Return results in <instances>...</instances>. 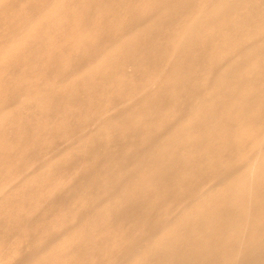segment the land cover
Instances as JSON below:
<instances>
[{
  "label": "rangeland",
  "instance_id": "1",
  "mask_svg": "<svg viewBox=\"0 0 264 264\" xmlns=\"http://www.w3.org/2000/svg\"><path fill=\"white\" fill-rule=\"evenodd\" d=\"M66 2L0 0V264H264V0Z\"/></svg>",
  "mask_w": 264,
  "mask_h": 264
},
{
  "label": "bare ground",
  "instance_id": "2",
  "mask_svg": "<svg viewBox=\"0 0 264 264\" xmlns=\"http://www.w3.org/2000/svg\"><path fill=\"white\" fill-rule=\"evenodd\" d=\"M134 1L135 0H67V2L65 3V5L63 6V8L61 7V11H62V15H64V16H66L69 20L71 19V20H80L79 21V25L82 27V28H84V29H87V28H90L91 26H93V27H98L102 22L103 23H105V20H104V13H110V14H115V13H117V12H119L120 11V9H122V8H125L126 6H128V7H130V4H132V3H134ZM13 2V1H12ZM11 2V3H12ZM154 2V1H153ZM216 3V2H215ZM218 3V2H217ZM138 4V3H137ZM143 4V6H144V3H142ZM154 4V3H153ZM56 5V4H55ZM135 5V4H134ZM150 5V4H149ZM51 6L54 8V6L51 4ZM50 6V7H51ZM142 6V7H143ZM5 7H11V5L10 6H6L5 5ZM47 7H48V5H47ZM52 7H51V9H52ZM139 8V7H138ZM50 9V8H49ZM50 9V10H51ZM216 9V8H215ZM214 9V10H215ZM160 10V9H159ZM231 10V9H230ZM60 11V12H61ZM99 11V14H96L97 12ZM58 12V11H57ZM127 12V11H126ZM131 12H132V10H131ZM159 12V11H158ZM59 13V12H58ZM213 13H216V12H213ZM41 14V13H40ZM96 14V15H95ZM102 16L101 18H102V20H101V18H99V16ZM38 16H41V15H39L38 14ZM36 19V18H35ZM132 19H134V21H137V18H132ZM30 22V21H29ZM82 24H81V23ZM143 22V21H142ZM141 22V23H142ZM142 25V24H141ZM29 26H30V24H29ZM31 27V26H30ZM29 27V28H30ZM68 27H69V25H68V23H65V24H63V27H61V28H65L66 30L68 29ZM25 28V27H24ZM31 28H33V27H31ZM261 29V28H260ZM26 30V29H25ZM38 30H40V29H38ZM22 31V30H21ZM37 32H39V31H37ZM34 34V33H33ZM68 34V33H67ZM122 36V35H121ZM126 36V35H125ZM22 37V36H21ZM0 38H1V36H0ZM22 38H24V37H22ZM122 38H124V37H122ZM21 39V38H20ZM108 39H109V37H105L104 35H103V38H102V40H100L97 44H91V45H89L87 48H85V49H81L80 51H79V53H78V55H79V59H80V61L81 60H83L84 58H85V56L87 55L86 53H87V51H89V54H91L92 56H97V55H99V52H100V47L102 48V46L108 41ZM76 40V39H75ZM122 40V39H121ZM120 40V41H121ZM74 41V40H73ZM72 41V42H73ZM12 42V41H11ZM13 42H15V40L13 41ZM12 42V43H13ZM44 42V41H43ZM43 42H42V44H43ZM110 43H112L113 42V40L110 38V41H109ZM146 42L147 41H145V40H142V45H144V44H146ZM71 43V42H70ZM114 44V43H113ZM13 45V44H12ZM26 45V44H25ZM24 46V45H23ZM21 48V47H20ZM4 51V50H3ZM36 52H37V50L35 51V52H32L31 53V56H30V58L29 59H27V60H25L24 61V63L25 64H27V65H30V63H31V61L32 60H35L37 57H36ZM239 52V51H238ZM235 54H236V52H235ZM13 55V54H12ZM231 57H232V54H231ZM33 63V62H32ZM103 63H104V61H103ZM33 64H35V63H33ZM38 64V63H37ZM36 66V65H35ZM35 66H33V67H35ZM32 67V66H31ZM19 67H17V69H18ZM81 68V67H80ZM79 68V69H80ZM83 68V67H82ZM80 71V70H79ZM84 71V70H83ZM99 79H102L103 77L102 76H99L98 77ZM70 82V81H69ZM40 82H38V84H39ZM41 84V83H40ZM42 85V84H41ZM208 86V85H207ZM44 87V86H43ZM89 86H87V87H81V89H80V93H81V95H87L88 93H89V88H88ZM39 89V88H38ZM49 89H50V87H49ZM229 88H227V90H228ZM220 90V89H219ZM43 91V90H42ZM42 91H40V93L42 92ZM46 91L47 92H49V90H47L46 89ZM39 91H37V93H38ZM77 92H79V91H77ZM43 93V92H42ZM41 93V94H42ZM45 94V93H44ZM46 94H48V93H46ZM43 95V94H42ZM43 96H45V95H43ZM145 96V95H144ZM148 96H150V94H148ZM194 96H196V94L194 95ZM57 98H59V97H57ZM61 98H62V96H61ZM44 99V98H43ZM59 100L60 99H58L57 101H58V103H60L59 102ZM75 100H77V101H80L81 100V98L80 97H76L75 98ZM200 100H202V99H200ZM193 101V100H192ZM191 101V102H192ZM35 102H37L38 103V100H37V98H35ZM204 102V101H203ZM23 103V102H22ZM55 103V102H54ZM197 104L199 103L198 101L196 102ZM23 105H24V103H23ZM31 105H33V104H31ZM52 104H49V106L50 107H52L51 106ZM55 105V104H54ZM194 105H196V104H194ZM9 106H10V104H9ZM33 108H35V107H33ZM6 109V108H5ZM20 109H22V106H21V108ZM27 109V108H26ZM196 108L194 107V110H195ZM16 110V109H15ZM23 110H24V107H23ZM23 110H21V111H23ZM56 110V109H55ZM58 111V110H57ZM57 111H55V113L57 112ZM123 111V110H122ZM122 111H121V113H122ZM18 112H20V111H18ZM125 112V111H124ZM17 113V112H16ZM18 114V113H17ZM23 114V113H22ZM199 116V115H198ZM6 121V120H5ZM6 123V122H5ZM165 137H167V135L165 136ZM173 137V136H172ZM164 138V137H163ZM171 139V138H170ZM169 140V139H168ZM169 142V141H168ZM74 147H76V146H74ZM70 154H68V156H69ZM67 156V157H68ZM55 160V159H54ZM103 164H105V163H103ZM56 165H58V164H56ZM54 168V167H53ZM53 168H49V169H53ZM100 169H102V168H100ZM100 171V170H99ZM49 173V172H48ZM37 177V176H36ZM76 190H77V188H76ZM117 193H118V191H117ZM109 196H111V195H109ZM3 205V204H2ZM5 207V206H4ZM107 207V206H106ZM95 209H97V208H95ZM103 210V209H102ZM99 211V210H98ZM101 211V210H100ZM99 211V212H100ZM104 211V210H103ZM102 211V212H103ZM177 215V214H176ZM180 215V214H179ZM91 216H93V215H91ZM96 217H97V215H96ZM95 217V218H96ZM176 217H178V216H176ZM92 218V217H91ZM90 218V219H91ZM94 218V217H93ZM147 218H149V216L147 217V215L145 216V217H143V219H141L140 220V223H143V222H147ZM96 221V220H95ZM30 229V228H29ZM139 229H135L134 230V233L136 234L137 233V231H138ZM127 245V244H126ZM149 246V245H148ZM200 246V245H199ZM201 248V247H200ZM123 249V248H122ZM174 251V250H173ZM140 253H143V252H140ZM43 254V253H42ZM44 256H46V254H43ZM140 255V254H139ZM215 255V254H214ZM142 257V256H141ZM150 257V256H149ZM42 258V257H41ZM44 258V257H43ZM134 259V258H133ZM136 259V258H135ZM144 259V258H143ZM49 261V260H48ZM119 261V260H118ZM137 261H139V260H137ZM40 262V261H39ZM188 262H190L191 264H194V262H192V259H189V261H186V260H184V259H180L179 260V262H177V264H187Z\"/></svg>",
  "mask_w": 264,
  "mask_h": 264
}]
</instances>
